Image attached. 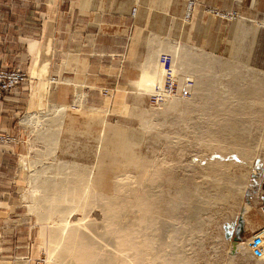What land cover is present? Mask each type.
Instances as JSON below:
<instances>
[{
  "label": "rangeland",
  "instance_id": "1",
  "mask_svg": "<svg viewBox=\"0 0 264 264\" xmlns=\"http://www.w3.org/2000/svg\"><path fill=\"white\" fill-rule=\"evenodd\" d=\"M213 8L207 7V11L216 15ZM221 11L228 14L225 20L234 22L236 27L232 30L230 52L222 56L182 54L179 61L176 60L179 56L174 55L176 64L172 62L174 66L171 68L178 73L168 69L169 62L164 55L163 59L159 57L158 65L150 68L156 69V74L152 76V70L151 73L150 69L147 70L141 90L134 95L137 99L144 97V100L105 104L99 92L92 90L94 87L89 88L76 78L50 79L52 94L61 83H65V91L63 86V92L57 98L67 95L71 101L57 103L51 94L47 108L29 114L33 120L26 123L29 131L19 162V172L26 181L20 205L30 215L34 226L32 264L54 263V256L44 243L42 227H53L57 216L51 222L40 217L44 219L41 220L39 216L46 211V206L56 205L58 197L61 198L62 190L55 189V182L64 186L63 179L75 172H78V192L89 199L104 200L116 194L135 199L143 189L159 193L162 190L173 193L174 190L175 193L181 182L192 184L199 190L194 197L206 208L203 205L205 209L200 208L196 216L187 214L186 206L181 204L179 208L184 210L178 209L177 212L182 214L176 213L171 219L176 229L170 224L160 225L162 231L158 232L157 239L160 235L166 238L167 244L162 245L161 242L165 241L159 238L160 249L170 253L174 243L179 248L177 255L189 258L192 264H264V103L257 101L256 96L252 101L253 96L233 90L236 86L245 92L249 86L264 84V5L246 7L243 12L237 9ZM240 33L243 35L239 36ZM192 57L205 65L197 64L195 59L194 64ZM4 69L21 70L26 75L22 84L30 80V74L19 67ZM166 77H172L177 83L180 79L177 95L165 92ZM194 81L199 86H195ZM107 93V90L102 91L103 95ZM157 94L163 95L164 99L156 102L154 96ZM55 109H62L64 113L50 118V110ZM58 118L64 120L60 139L55 149L45 155L42 150L46 141L44 144L37 132L43 128L53 129V121ZM110 128L118 129L119 133L108 136ZM119 140L121 145H115ZM118 146L122 148L114 149ZM67 165H75L77 170L67 172L64 168ZM39 172L41 175L37 174ZM156 173L160 177L158 182H153L151 178ZM169 174L175 176V182L178 180L176 187L174 184L165 185ZM36 176L39 178L33 180ZM118 182L122 187L117 189ZM167 185L169 189L165 190ZM171 187L175 189L171 190ZM185 190L192 191L190 186ZM171 193L167 196L170 197ZM246 219L254 224L261 220L262 228L239 232ZM91 228L85 227L90 232L95 230ZM177 229L176 238H172L170 232ZM63 230H70L64 241L73 249L66 252V259L70 262L64 261V264H77L75 258L81 249L77 240L74 242L72 238L71 231L75 229L64 226ZM106 239L102 240L103 243L106 241L103 247L111 248V236ZM92 250L98 252V244L92 246ZM148 253H152V257L155 248H148Z\"/></svg>",
  "mask_w": 264,
  "mask_h": 264
},
{
  "label": "crops",
  "instance_id": "2",
  "mask_svg": "<svg viewBox=\"0 0 264 264\" xmlns=\"http://www.w3.org/2000/svg\"><path fill=\"white\" fill-rule=\"evenodd\" d=\"M187 1L0 0V68L19 67L30 74L29 82L0 101V133L14 138L0 143V264L33 262L34 226L20 205L26 178L19 172V162L29 131L26 123L33 120L29 114L47 108L52 77L76 78L94 87L104 103L144 100L134 95L163 48L165 52L172 46L166 53H172L174 47L179 53L195 55L230 52L234 22L211 15L207 7L243 12L246 7L264 5V0H194L193 16L186 21ZM66 85L61 83L53 92L57 103L71 101L67 95L57 98ZM104 90L107 95L102 94ZM49 113L50 118H57L64 112L55 109ZM63 125L62 119L56 144ZM107 133L117 135L119 131L110 128ZM119 142L115 145H121ZM46 147L42 152L48 151ZM260 228L261 220L254 224L246 219L239 232Z\"/></svg>",
  "mask_w": 264,
  "mask_h": 264
},
{
  "label": "bare ground",
  "instance_id": "3",
  "mask_svg": "<svg viewBox=\"0 0 264 264\" xmlns=\"http://www.w3.org/2000/svg\"><path fill=\"white\" fill-rule=\"evenodd\" d=\"M167 47L169 48L170 46H167ZM171 47H170V49H171ZM167 49L164 52V48H163L162 49L163 52L161 51L162 54L160 56H157V58L161 57V59H163V55H164V58H166V61L169 62L168 69H172L174 65H172L171 63L175 59V56H174L175 53H173V51L175 52L178 50H174L175 48L173 47V50H170L173 53L172 54L170 52L166 53V51H168ZM180 53L183 54L182 51ZM180 53L178 51V54L177 53L175 54V55L179 56V57H176V60H178V61L181 59L180 57L182 56V54H180ZM150 56H149V59H150ZM173 57H174V59H173ZM196 57H198V56H196ZM152 58L153 57H151V59ZM157 58H154L152 60L155 61V59H156V61H157ZM192 58H193L192 59L193 62L196 60L197 64H198V62H200V64L205 65V63H202L201 61H197V59H195L194 57H192ZM192 60H190V62ZM150 62H149V65H151ZM174 62H173V64H174ZM153 63H155V62H153ZM153 63H152V65H153ZM219 63H221V62H219ZM175 64H176V62H175ZM194 64H195V62H194ZM157 65H158V62L156 64V66ZM187 65H188V63L185 66H187ZM156 66L154 64V66H152V67L154 68ZM147 67H148V65H147ZM152 67H150V68H152ZM189 67H187L186 69L189 70L190 69ZM192 67H194V65H192ZM201 67H203V66L201 65ZM178 68L181 69L180 67H178ZM199 68H200V66L198 67V69ZM221 68H222V66H221ZM223 68H225V67H223ZM174 69H177V68H174ZM147 70H149V69H147ZM151 70H152V76H154V73L156 74L157 70L155 69V71H153V69H150L149 73H151ZM176 72L178 73V70ZM157 73H159V72H157ZM182 75H180V76H182ZM160 76H161V74H160ZM172 76H173V74H172ZM175 76H177V75L175 74ZM188 76H190V75L188 74ZM160 78H158V79L161 80ZM242 78H244V77H242ZM179 80L180 79H178V83L181 82ZM187 80H191V79L187 78ZM195 82H197V81H194V83ZM236 82H238V81H236ZM260 82H262V81H260ZM182 83H181V85H182ZM185 83L186 82H184V84ZM244 83H247V82L244 81ZM200 84L202 85V83H200ZM255 84H257V83H255ZM186 85H187V83H186ZM234 85H236V84H234ZM258 85L259 86H257V85L249 86L247 88V91H245V92L242 89L237 88L236 86L235 87L233 86V90L239 94H242V95L253 96L252 101L255 100V96H256L257 101H259L260 103H264V84L259 83ZM195 86H199V85H196V83H195ZM187 88H188V86H187ZM191 89L193 90V88H191ZM207 100H209V99L207 98ZM57 113L59 114L60 112H57ZM54 122H56L55 128L49 129V130H44V128H43V130H40L39 132H37V133H40L41 140L43 139V142L46 141V144H47L46 146L48 147V151L45 153V155H47V154L49 155V153L52 151V149H55L54 147L56 146V141H57L56 133L58 131L57 130L58 128H56V127H59V130H60V127L62 124V119L61 118H58L57 120L55 119ZM234 128H236V126ZM234 128L232 130H234ZM210 133H212V132H210ZM44 144H45V142H44ZM23 161L24 160H22V163H21L22 166L25 165V164H23L24 163ZM64 168H66L65 169L66 171L67 170H70V171H76L77 170L75 165H73V166L67 165V166H64ZM77 173L75 172V173H73V176H71V177L69 176L67 178H64L63 179L64 180L63 181L64 186H62L61 182H57V181L55 182V184H54L55 189L62 190L61 191L62 193H60V194H62V195H60L61 198L58 197V195H57V197H58L57 204L56 205L51 204V205L46 206L45 207L46 211L42 212L39 216V219H41L40 217L45 218L46 222H47V219L51 222V219L53 217L57 216L56 221L55 220H54V222L52 221L53 225H51L53 227H56L55 230L52 229L53 227H48V225H45L44 227H42V230H43L42 235H43V238L45 237L44 243L48 247L49 253L50 254L52 253V255L54 256L53 257L54 263H49V264H64V261L70 262V259H66L67 255H65V254H66V252H70L73 249L71 247H68L66 242L64 241L65 234H68L67 231H70V230H63L64 226H68V227H70V229H75V231H71V234H73L72 238H73L74 242H75V240H77L76 242L81 249V253H79L77 255V257L75 258L77 261V264H80L81 261H83L82 264H96V261H97V264H192L189 258H184L185 256L182 257L180 254L179 255L181 257L177 255L179 253L178 252L179 248L177 246L175 247L174 243L172 244L173 251L170 253H168L165 250L163 251L162 249H160L159 238H161L162 240H164L166 238H162L159 235V238L157 239V235H158L159 231H162L161 226L164 227L165 224L166 225L170 224V226H173V222L171 219H174V217H176L175 216L176 213L178 215L182 214V213H178L179 212L178 209H181V208H179V206L181 204H184L186 206L184 208H185V210H187V214L189 212L192 215H196L197 211L201 210L200 208H203V209L206 208L205 205L202 204L201 200L199 201L200 203H198V201H197L198 199L196 200V198L194 197V196H196V193H198V191H199L196 187L192 186V184L191 185H189V184L184 185L181 182V180H180L181 184H179L178 180L175 182V179L173 178L175 176L172 177V175L170 176V174H169L167 179H165L167 181V183L164 181L165 185L166 184H172V185L174 184V186L176 187V184L177 183L179 184V186L177 185L178 188L176 187V189L172 188V187H171L172 189L170 188L171 190H173V189L176 190L175 193H174V190H173V193H171V191L169 192V193H171L170 197L167 196V195H169V193H165L166 191L162 192L163 190L159 193L156 191H152L151 189H143L142 191H140L139 193L136 194L137 196L135 197V199H132V198L130 199L126 195L122 196V194H116L115 196L114 195L108 196V198H105L104 200H101L99 198L89 199L83 193L78 192L79 188L76 184L77 179H78ZM37 174H40V172ZM37 176L34 177L33 180H35L37 178ZM159 177H160V174L156 173L155 175L152 176L151 181L158 182L157 180L159 179ZM176 178L178 179V177H176ZM88 180H89V177H88ZM183 181H184V179H183ZM161 182H163V181H161ZM167 186H168V188H166V189L164 188L165 190L169 189V185H167ZM189 186L191 187L192 191H186L185 190V187L188 188ZM89 187H90V185H89ZM121 187H122V184L120 182H118L116 188L118 189ZM50 189H52V188H50ZM179 189H181V190H179ZM177 190H179V191L177 192ZM94 193H96V192H94ZM96 194H100V193H96ZM100 195L107 196L105 194H100ZM98 199L101 201H98ZM199 199H201V198L199 197ZM73 204H76V205H73ZM203 205L205 208L202 207ZM32 210L35 211V209H32ZM41 220H44V219H41ZM175 223H177V222H175ZM86 226H90V228L93 226L95 228V230L92 227L91 229L94 231L90 232V231L85 229ZM175 226L176 225H174L173 227H175ZM159 228L161 230H159ZM177 228H178V226H177ZM175 229H176V227H175ZM177 231H178V229L176 231L170 232L172 238H176V236L178 234ZM109 236H111V240H110L111 241V243H110L111 248L108 246L103 247V245L107 241L106 237H109ZM105 239H106V241L103 243L102 240H105ZM164 241L165 242H163V241L161 242L162 245L166 244V240H164ZM96 244H98V249H99L98 252H94L92 250V246H94ZM107 245H108V243H107ZM151 246L155 248V253L152 255V257L150 256V254H152V253H150V254L148 253V248H150ZM76 252L78 253V250H76ZM159 260L163 261V263H158Z\"/></svg>",
  "mask_w": 264,
  "mask_h": 264
},
{
  "label": "built area",
  "instance_id": "4",
  "mask_svg": "<svg viewBox=\"0 0 264 264\" xmlns=\"http://www.w3.org/2000/svg\"><path fill=\"white\" fill-rule=\"evenodd\" d=\"M186 9V21H189L195 10V2L189 1L187 3ZM216 15L222 19H228V14L224 12L215 11ZM136 10L133 9V14H135ZM26 80V75L18 69H4L0 68V101L3 100L6 96L12 94L18 86H20ZM164 89L169 95H177L179 93V85L172 77H166L164 81ZM155 101H162L163 95L157 94L154 96ZM14 140L13 137L0 133V143L12 142Z\"/></svg>",
  "mask_w": 264,
  "mask_h": 264
}]
</instances>
